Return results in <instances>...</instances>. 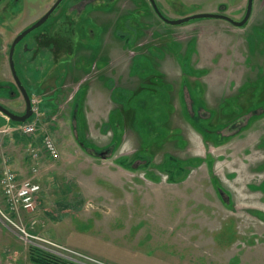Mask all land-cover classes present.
<instances>
[{
  "label": "rangeland",
  "instance_id": "374dc122",
  "mask_svg": "<svg viewBox=\"0 0 264 264\" xmlns=\"http://www.w3.org/2000/svg\"><path fill=\"white\" fill-rule=\"evenodd\" d=\"M69 1L15 48L21 84L48 119L38 115L32 136L16 128L10 132L17 136L0 135V181L10 169L41 189L34 210L14 219L30 238L1 216L8 211L0 185V264H34L31 250L63 264H264V0H253L241 28L222 20L167 25L148 0H80L77 12L67 13ZM53 2H0V103L17 115L25 104L1 59ZM156 2L172 20L213 13L241 21L247 5ZM53 30L59 37L44 35ZM53 62L57 67L48 73ZM114 64L126 83L117 72L113 77L121 81L113 79ZM166 66L177 69L176 78L155 71ZM67 68L92 75L83 83L76 72L62 84ZM55 74L60 78L51 82L57 90L51 100L50 89L36 87ZM93 76L112 88L121 106L108 114L110 125L105 111L84 115ZM123 109L133 112L125 123ZM9 122L0 114V126ZM45 135L58 147L56 160L41 151ZM108 146L114 151L107 159L84 150ZM32 148L42 155L34 163ZM121 156L135 162L127 169Z\"/></svg>",
  "mask_w": 264,
  "mask_h": 264
},
{
  "label": "crops",
  "instance_id": "0c3cea01",
  "mask_svg": "<svg viewBox=\"0 0 264 264\" xmlns=\"http://www.w3.org/2000/svg\"><path fill=\"white\" fill-rule=\"evenodd\" d=\"M32 21V20H31ZM18 32V31H17ZM17 32H15V33H13V34H16ZM12 34V35H13ZM45 36H50V37H53V38H55V37H59L58 36V34L57 33H55L54 32V30L53 31H51V32H49L48 34L47 33H45L44 34ZM105 36H107V33H105ZM12 37V36H11ZM10 37V38H11ZM9 38V39H10ZM42 39V38H41ZM41 39H39L37 42H39V41H41ZM8 40L6 41V43H5V48L8 46ZM45 47V46H44ZM44 47L43 46H39V49H44ZM4 48V49H5ZM54 47H52V49H53ZM4 51V50H3ZM31 51L32 52H34V49H31ZM45 52H48L47 50H44ZM111 51V53H112V50H110ZM117 51V48H115V49H113V53H112V56L111 57H114V55L116 54L115 52ZM49 52H51L52 53V55L54 54L52 51H49ZM3 54H5L4 52H3ZM40 58H42V64H44L45 62H47L46 60H47V58L46 57H44L43 55L40 57ZM112 60H114V58H111ZM1 62L3 63V64H5V63H7L8 64V58L6 57V54H5V58H2L1 59ZM66 62H69V60H67ZM57 63L56 62H53V64L51 65V67L50 68H48V73H53L54 71H55V68L57 67V65H56ZM162 65V64H161ZM160 65V66H161ZM176 65H177V63H176ZM112 68H114V69H111V75H112V77H113V74L114 73H118L119 74V76H121V78H123V80L122 81H124L125 80V83H126V79H127V77L124 75V71L120 74L119 73V71L117 70V66H115V64H114V66H112ZM166 68V72H162L160 69H157V67H156V72H158L159 74L160 73H162L160 76L164 79V77H166V78H169L170 77V74L172 75V76H174V78H176L177 77V69L176 70H171V69H169L168 70V68H167V66L165 67ZM75 70V69H74ZM72 70V71H69V69L67 68V70L66 71H64L63 72V74H62V76H61V78L60 77H58L56 74L55 75H49L44 81H42V82H40L38 85H37V87H36V89H37V91L38 90H40L41 88L43 89L44 87H46V90H49L50 89V91H51V100H55L54 98H53V94H55V92L57 91L56 90V86H51L52 85V83L51 82H55L56 83V81L60 78V80H61V83L63 84V82H64V80L66 79H68L69 77L71 78V77H74V73H76V72H78V76H77V78H76V80H78L79 79V77H83L82 79H84V82L83 83H85L86 82V79H87V77H89L90 75H92V73L91 74H89V75H87V74H84V73H81L79 70ZM168 71V72H167ZM169 71H171V72H169ZM9 72H7L6 71V74H8ZM101 73H103V74H106L107 75V70L106 69H103L102 71H101ZM47 75V74H46ZM107 76H109V75H107ZM118 77V76H117ZM117 77H113V79H115V81H118V79H117ZM121 78L119 77V81H121ZM173 78V79H174ZM112 79V80H113ZM94 81V76H93V78H92V82L91 83H87V90H86V94H85V100H84V115L86 114L87 115V113H91V114H95V113H100V111L102 110V111H105V114H106V121H105V124H108V125H110V115L108 116V114L110 113V111H112V109L113 108H119V107H121L120 106V104H116L113 100H112V97H111V94H112V88H110V89H108V88H106L105 87V83H102V84H97V83H95V81ZM114 81V80H113ZM118 81V82H119ZM100 82V81H99ZM60 83V84H61ZM77 83H78V81H77ZM101 83V82H100ZM58 83H56L55 85H57ZM81 84H79V86H80ZM114 86L116 85L115 83L113 84ZM125 87V86H124ZM32 88V87H31ZM114 88H117L116 86L114 87ZM93 89H94V91H93ZM43 93H44V90H43ZM173 96H174V99L173 98H171V102L172 103H174V104H176V97H175V95L174 94H172ZM174 101V102H173ZM47 103V102H46ZM47 105H51L50 103H47L46 104V106ZM48 107V106H47ZM48 109V108H47ZM41 115L44 117V118H46V119H48V117H45L44 116V113H41ZM132 115H133V112L132 111H127V110H125V109H123V111H122V121H123V123H125V120H129V118H132ZM51 117V119H53L54 120V117L55 116H50ZM101 118L100 117H98V118H96V120H100ZM102 119H103V117H102ZM100 120V122L101 121H103V120ZM41 119H39V121H40ZM96 120H94L93 122H94V125L96 124ZM16 124H14V123H11V122H9V123H3V125L2 126H0V131L1 130H7V132L6 133H1L0 132V135H4V136H9V135H13V136H17V134L16 133H13V132H15V131H13V132H10V130L11 129H13V128H15L16 126H15ZM88 125H90V124H88V121H87V119H86V124H85V127L87 126L88 127ZM93 125V126H94ZM128 126H131L129 123L127 124V127L125 128V126H124V128H125V130H127V128H128ZM8 127V128H7ZM107 131H110V129H107ZM17 132V131H16ZM18 133V132H17ZM110 133H111V131H110ZM18 134H20V133H18ZM111 138H112V134H111ZM110 146H108V147H106V148H109ZM37 151L39 152V150L37 149ZM41 151H43V150H41ZM112 151H114V150H112ZM39 154H40V152H39ZM42 155L40 154V157H41ZM121 157H126V156H121ZM5 158V156L3 157V159ZM120 158V157H119ZM127 158H130V157H127ZM32 161H33V163L34 162H36L35 160H33L32 159V157L30 158Z\"/></svg>",
  "mask_w": 264,
  "mask_h": 264
},
{
  "label": "built area",
  "instance_id": "2783aa9c",
  "mask_svg": "<svg viewBox=\"0 0 264 264\" xmlns=\"http://www.w3.org/2000/svg\"><path fill=\"white\" fill-rule=\"evenodd\" d=\"M33 102V119L31 122L19 124L16 127V131L24 136H31L37 131L36 124L38 122V108L36 107L37 101L34 99ZM42 149L46 156L51 160L59 158V151L55 142L47 135L42 138ZM31 156L34 160L38 158V153L34 148L30 150ZM35 171V168L33 167ZM0 185L2 187L5 205L8 211V215L2 213L1 216L6 222L20 231L22 234L29 236L25 229L16 224V217L20 213L33 211L35 208L36 197L40 192V186L31 180L19 181L14 172L10 169H5L1 175ZM22 238V235H21ZM24 239V238H23ZM27 241V240H26Z\"/></svg>",
  "mask_w": 264,
  "mask_h": 264
},
{
  "label": "water",
  "instance_id": "95a60500",
  "mask_svg": "<svg viewBox=\"0 0 264 264\" xmlns=\"http://www.w3.org/2000/svg\"><path fill=\"white\" fill-rule=\"evenodd\" d=\"M1 1V0H0ZM64 0H57L54 5L49 9V11L43 15L38 21H36L33 25H31L29 28L26 30L20 32L12 41L9 47L8 51V62H9V68L11 75L13 77V80L20 90L22 97L25 101V113L21 116L16 115L12 112H10L8 109H6L4 106L0 105V113L6 116L10 121L15 122V123H25L32 115L31 111V103L29 96L27 92L25 91V88L22 86L21 81L16 73L15 66H14V51L16 46L21 42L23 38H25L28 34L33 32L34 30L38 29L41 27L47 20L48 18L52 15V13L57 9V7L63 2ZM153 10L155 11L156 15L166 24L171 25V26H177L181 25L184 23H188L191 21H196V20H222L230 25L236 26V27H242L244 26L251 15L252 12V4L253 0H247V6H246V11L244 14V17L242 18L241 21H235L225 15H220V14H213V13H199V14H193L186 16L184 18L180 19H167L163 17L158 9L156 8V5L154 3V0H149Z\"/></svg>",
  "mask_w": 264,
  "mask_h": 264
},
{
  "label": "flooded vegetation",
  "instance_id": "af4514ba",
  "mask_svg": "<svg viewBox=\"0 0 264 264\" xmlns=\"http://www.w3.org/2000/svg\"><path fill=\"white\" fill-rule=\"evenodd\" d=\"M1 1H2V0H1ZM1 1H0V2H1ZM53 1H54V2L51 4V6L49 7V9L54 5V3H55L57 0H53ZM64 1H65V0H64ZM64 1H63V2H64ZM87 1H88V0H84L82 3H85V4H86ZM148 1H149V0H148ZM63 2H62V3H63ZM62 3H61V4H62ZM79 3H80V0H70V1H69V5H68V6H69V9L67 10V13H72L73 11H76V12H77V10H79L80 7H81V6L79 5ZM154 3H155V5H156V8L158 9V11L160 12V14H161L163 17H165V16L162 14V12L160 11V8H159L158 3L156 2V0H154ZM61 4H60V5H61ZM149 4H150V2H149ZM60 5H59V6H60ZM59 6H58V7H59ZM246 6H247V5H246ZM252 6H253V4H252ZM58 7H57V8H58ZM150 7H151V9L153 10L151 4H150ZM49 9H48L45 13H43L42 16L45 15V14L49 11ZM56 10H57V9H56ZM56 10H55V11H56ZM55 11H54V12H55ZM245 11H246V10H245ZM54 12H53V13H54ZM153 12L155 13L154 10H153ZM53 13H52V14H53ZM222 13H223V12H222ZM251 13H252V12H251ZM12 15H14V14H12ZM155 15H156V13H155ZM220 15H223V14H220ZM42 16H41V17H42ZM156 16H157V15H156ZM225 16H227V15H225ZM250 16H251V15H250ZM41 17H40V18H41ZM157 17H158V16H157ZM227 17H229V16H227ZM40 18H39V19H40ZM158 18H159V17H158ZM165 18H166V17H165ZM183 18H184V17H183ZM229 18H231V17H229ZM39 19H38V20H39ZM159 19H160V18H159ZM167 19H168V18H167ZM231 19H232V18H231ZM38 20H37V21H38ZM160 20H161V19H160ZM233 20H234V19H233ZM161 21H162V20H161ZM235 21H236V20H235ZM34 22H35V21H34ZM34 22H33V23H34ZM162 22H163V21H162ZM191 22H192V21H191ZM163 23H164V22H163ZM165 24H166V23H165ZM228 24H229V23H228ZM167 25H168V24H167ZM29 26H30V25H29ZM232 26H233V25H232ZM234 27H236V26H234ZM28 28H29V27H28ZM239 28H241V27H239ZM25 30H26V29H25ZM50 32H51V31H50ZM113 33H114V31H113ZM114 35H115V38L118 37V34H117L116 32L114 33ZM42 36H43V35H41V38H42ZM39 39H40V38H39ZM39 39H38V40H39ZM59 40H62L61 37H60L57 41H54V42H53L54 47H56V48L59 47V44H58V41H59ZM62 41H63V40H62ZM63 42H64V41H63ZM44 49L46 50V47H44ZM14 66H15V63H14ZM15 70H16V69H15ZM16 73H17V72H16ZM17 75H18V74H17ZM15 85H16V84H15ZM18 90H19V89H18ZM19 92H20V90H19ZM13 93H14V92H13ZM27 93H28V91H27ZM20 94H21V92H20ZM28 94H29V93H28ZM21 96H22V94H21ZM22 98H23V97H22ZM23 101H24V99H23ZM0 104H1V103H0ZM24 104H25V101H24ZM1 105H3V106H4L6 109H8L10 112L13 111V110H11L8 106H6V105H4V104H1ZM24 112H25V110H24ZM12 113H13V112H12ZM14 114H15V113H14ZM23 114H24V113H23ZM21 115H22V114H21ZM230 128H231V127H230ZM78 144H80V143H78ZM80 147L82 148L81 144H80ZM84 150L87 151V152H88V151L91 152V155H93L94 157L98 155L97 157L100 158V159H105V158L107 157L106 155L108 154V152H109V153L112 152V149H111L110 147H109V148H103L101 151H96V150L93 151V149H89V148H84ZM90 150H91V151H90ZM97 157H95V158H97Z\"/></svg>",
  "mask_w": 264,
  "mask_h": 264
},
{
  "label": "trees",
  "instance_id": "16d2710c",
  "mask_svg": "<svg viewBox=\"0 0 264 264\" xmlns=\"http://www.w3.org/2000/svg\"><path fill=\"white\" fill-rule=\"evenodd\" d=\"M120 161H122V162H125V161H127V157H125V158H120ZM121 162V163H122ZM133 162H135V160H133ZM133 162H130L129 161V163H130V165H131V163H133ZM150 163V162H149ZM149 163H145V167H147V164H149ZM123 164H125L126 166V168L128 169L129 167H130V165L129 164H126V162L125 163H123ZM32 251V250H31ZM31 251H30V260L34 263V264H63L60 260H58V258H56L55 259V257H53V256H50V255H44V254H41V255H37V256H31ZM36 251H38V250H36ZM37 253H39V252H37Z\"/></svg>",
  "mask_w": 264,
  "mask_h": 264
}]
</instances>
